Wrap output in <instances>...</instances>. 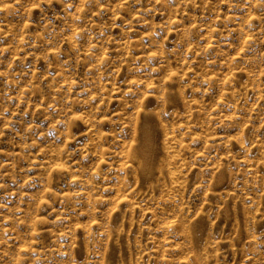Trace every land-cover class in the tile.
Instances as JSON below:
<instances>
[{
    "label": "rangeland",
    "instance_id": "1",
    "mask_svg": "<svg viewBox=\"0 0 264 264\" xmlns=\"http://www.w3.org/2000/svg\"><path fill=\"white\" fill-rule=\"evenodd\" d=\"M0 264H264V0H0Z\"/></svg>",
    "mask_w": 264,
    "mask_h": 264
},
{
    "label": "bare ground",
    "instance_id": "2",
    "mask_svg": "<svg viewBox=\"0 0 264 264\" xmlns=\"http://www.w3.org/2000/svg\"><path fill=\"white\" fill-rule=\"evenodd\" d=\"M143 136H144V141H142L141 145L139 146L138 153H137L136 157H137L138 162L140 163L141 169L146 170L148 168V165H149L147 163L148 151H149V143L147 141L149 140L148 139L149 138L148 137L149 131L146 128H143Z\"/></svg>",
    "mask_w": 264,
    "mask_h": 264
}]
</instances>
